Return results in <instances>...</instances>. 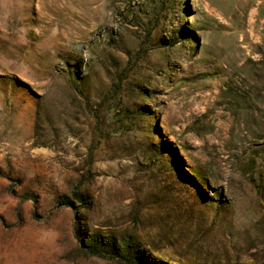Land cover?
<instances>
[{
  "label": "rangeland",
  "instance_id": "rangeland-1",
  "mask_svg": "<svg viewBox=\"0 0 264 264\" xmlns=\"http://www.w3.org/2000/svg\"><path fill=\"white\" fill-rule=\"evenodd\" d=\"M144 1L0 0V264H264V0Z\"/></svg>",
  "mask_w": 264,
  "mask_h": 264
},
{
  "label": "trees",
  "instance_id": "trees-1",
  "mask_svg": "<svg viewBox=\"0 0 264 264\" xmlns=\"http://www.w3.org/2000/svg\"><path fill=\"white\" fill-rule=\"evenodd\" d=\"M169 0H145L143 3V7L148 10V12L151 14H156L157 11L160 10V6L167 3ZM151 19H152V15H151ZM150 21V20H149ZM151 22H149L150 24ZM155 26V25H154ZM156 27L151 26L150 29L148 30H153Z\"/></svg>",
  "mask_w": 264,
  "mask_h": 264
}]
</instances>
